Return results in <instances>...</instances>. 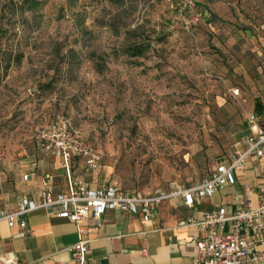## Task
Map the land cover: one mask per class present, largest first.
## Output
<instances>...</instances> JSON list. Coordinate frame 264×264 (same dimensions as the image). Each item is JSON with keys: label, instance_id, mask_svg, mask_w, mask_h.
Listing matches in <instances>:
<instances>
[{"label": "rangeland", "instance_id": "374dc122", "mask_svg": "<svg viewBox=\"0 0 264 264\" xmlns=\"http://www.w3.org/2000/svg\"><path fill=\"white\" fill-rule=\"evenodd\" d=\"M261 40L264 0H0V181L49 154L38 129L63 116L100 186L197 184L247 133Z\"/></svg>", "mask_w": 264, "mask_h": 264}, {"label": "crops", "instance_id": "0c3cea01", "mask_svg": "<svg viewBox=\"0 0 264 264\" xmlns=\"http://www.w3.org/2000/svg\"><path fill=\"white\" fill-rule=\"evenodd\" d=\"M263 48L261 40L259 54H263ZM255 89L250 105L264 126V88ZM242 147L244 144L239 141L233 158ZM84 168L81 158L67 164L54 153L42 154L24 167L22 174L29 173L28 179L23 174L0 181V264L9 255L15 256L18 264H81L72 251L79 240L89 245L83 264H201L197 258L196 240L201 233L197 222L219 208L231 216L244 205L247 195L254 207L264 199V157L250 155L235 168L234 182L195 196L192 203L186 202L184 196L163 199L155 204L148 218L141 211L115 207L74 221L42 206L27 214V225L22 227L18 219L11 224L2 215L17 210L25 196L42 200L44 192L51 198L69 192L72 177L90 188H98L93 170ZM224 229L232 230V220ZM247 237L255 250L264 253L262 231L250 230ZM248 264H264V259Z\"/></svg>", "mask_w": 264, "mask_h": 264}, {"label": "built area", "instance_id": "2783aa9c", "mask_svg": "<svg viewBox=\"0 0 264 264\" xmlns=\"http://www.w3.org/2000/svg\"><path fill=\"white\" fill-rule=\"evenodd\" d=\"M235 94L240 88L234 89ZM250 133L241 141L240 148L232 161H221L215 172L202 182L184 188L173 187L169 191H158L145 194L142 192L127 193L113 185L90 188L82 181L74 180L69 192L51 198L44 192L42 200L25 196L21 199L18 209L2 215L10 220H19L22 227L27 225V214L37 208L46 206L79 221L89 215L101 214L107 208H121L133 212H143L148 218L156 203L163 199L184 196L186 202L192 203L195 196L212 193L226 183L235 181V168L241 166L250 155L264 157V126L260 124L254 111L249 114ZM38 142L45 153H54L70 164L74 156L82 157L85 166L94 170L98 167L99 155L93 148L85 144L68 118L57 117L49 124L38 129ZM29 178V173L24 174ZM264 189V187H263ZM232 220V230L225 232V225ZM201 233L196 240L197 258L201 264H248L264 259V253L254 249L252 241L247 237L250 230L264 233V199L258 207H254L251 197L247 195L244 205L234 214L228 216L224 208L207 212L198 222ZM73 257L81 264L86 261L89 251L88 242L79 240L72 246ZM4 264H18L15 256H6Z\"/></svg>", "mask_w": 264, "mask_h": 264}, {"label": "trees", "instance_id": "16d2710c", "mask_svg": "<svg viewBox=\"0 0 264 264\" xmlns=\"http://www.w3.org/2000/svg\"><path fill=\"white\" fill-rule=\"evenodd\" d=\"M246 29H248V27H245ZM135 47V49L132 51V53H131V55H140V54H142L143 53V47L141 46V44H137L136 46H134ZM250 129V127L248 126L247 127V129ZM247 135V133H244L241 137H240V140L239 141H242L244 138H245V136ZM78 158H81L82 159V157H80V156H74L73 157V159H72V161H74V160H76V159H78ZM83 160V159H82ZM233 160V157H230V158H225V159H222V160H220L219 162H217L216 164H215V166H214V168L210 171V173L208 174V176L207 177H205V178H203L200 182H202L203 180H205L206 178H208V177H210L211 176V174L213 173V172H215V170L217 169V165H218V163H220L221 161H232ZM200 182H198V183H200ZM197 183V184H198ZM194 185H196V184H194ZM194 185H190V186H181V187H184V188H189V187H192V186H194ZM172 188H167V189H162V190H164V191H169V190H171ZM124 192H127V193H137V192H139V191H134V192H129V191H125V190H123Z\"/></svg>", "mask_w": 264, "mask_h": 264}]
</instances>
